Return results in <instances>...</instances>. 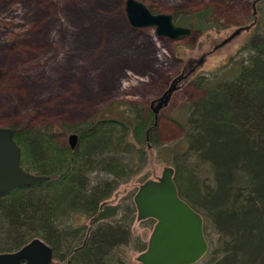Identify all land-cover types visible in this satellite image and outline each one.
Wrapping results in <instances>:
<instances>
[{
	"label": "trees",
	"instance_id": "1",
	"mask_svg": "<svg viewBox=\"0 0 264 264\" xmlns=\"http://www.w3.org/2000/svg\"><path fill=\"white\" fill-rule=\"evenodd\" d=\"M257 21V35L243 47L247 57L225 75L198 76L202 95L187 105L185 149L175 153L173 169L178 194L204 221L209 249L195 264H264V19ZM176 24L206 31L200 15ZM124 109L131 121L73 124L74 148L58 146L49 127H10L21 166L47 179L0 194V253L33 238L50 246L52 264H129L121 247L145 250L130 231L132 197L109 201L146 160L130 136L152 144L155 129L147 140L151 117L130 104ZM82 218L90 219L87 228L75 221Z\"/></svg>",
	"mask_w": 264,
	"mask_h": 264
},
{
	"label": "rangeland",
	"instance_id": "2",
	"mask_svg": "<svg viewBox=\"0 0 264 264\" xmlns=\"http://www.w3.org/2000/svg\"><path fill=\"white\" fill-rule=\"evenodd\" d=\"M136 1L151 13L171 15L175 24L200 15L206 31L176 24L192 31L171 40L156 35L154 27H134L127 19L126 0H0V127H49L58 146H70L69 135H77L73 124L96 118L131 121L124 109L130 104L141 117H151L144 132L148 140L154 122L151 104L156 106L180 77L158 111L152 144L141 146L130 136L146 160L118 186L111 204L127 196L133 200L142 182L159 177L164 166L174 168V159H179L175 153L185 149L187 105L202 95L195 80L225 75L239 65L248 55L243 47L257 35V20L264 19V0ZM250 24L218 46L235 29ZM149 219L137 220L134 213L133 240L147 244L155 224ZM75 221L84 228L90 225L87 218ZM119 252L129 264H140L133 244Z\"/></svg>",
	"mask_w": 264,
	"mask_h": 264
},
{
	"label": "water",
	"instance_id": "3",
	"mask_svg": "<svg viewBox=\"0 0 264 264\" xmlns=\"http://www.w3.org/2000/svg\"><path fill=\"white\" fill-rule=\"evenodd\" d=\"M125 11L132 26L154 27L158 36L175 40L191 33L190 28L176 25L171 15L151 13L139 1L126 0ZM250 26L238 27L218 46ZM177 79L156 100L157 105L152 108L154 122L147 132L155 127L158 111L167 104ZM77 140L78 135H69L71 148L76 146ZM46 179V176L32 174L21 166L20 147L13 139L12 130L0 127V194L22 186L35 185ZM133 202L137 220L152 218L155 221L145 250L136 257L140 264H195L205 256L209 246L204 234L203 217L178 194L172 167L164 166L159 177L142 182L133 196ZM52 262L53 251L40 238L31 239L17 250L0 253V264Z\"/></svg>",
	"mask_w": 264,
	"mask_h": 264
},
{
	"label": "flooded vegetation",
	"instance_id": "4",
	"mask_svg": "<svg viewBox=\"0 0 264 264\" xmlns=\"http://www.w3.org/2000/svg\"><path fill=\"white\" fill-rule=\"evenodd\" d=\"M257 4L260 3L262 0H256ZM252 7V6H251ZM253 8V7H252ZM257 8V7H256ZM257 11V10H256ZM153 108V104H151V109Z\"/></svg>",
	"mask_w": 264,
	"mask_h": 264
}]
</instances>
